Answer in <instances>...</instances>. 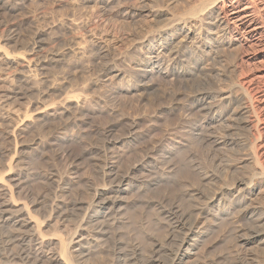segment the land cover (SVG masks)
<instances>
[{
	"label": "rangeland",
	"instance_id": "374dc122",
	"mask_svg": "<svg viewBox=\"0 0 264 264\" xmlns=\"http://www.w3.org/2000/svg\"><path fill=\"white\" fill-rule=\"evenodd\" d=\"M201 1L203 0H182L181 4H177L176 0H0V133L4 132L6 136L5 139L3 134H0V170L2 169L0 172H3L5 167L2 166H5L11 158L16 159L15 164L19 163L17 170L21 169L25 175L22 192L32 191L47 199L48 197L53 199L57 193V186L52 181L62 179L63 184H67L72 178L76 183L71 184L66 199L68 202L74 200L75 203L84 205L92 200L96 191L112 186L109 179L103 178L102 170L105 168V163L116 161L118 170L121 169L120 175L129 176L130 183L127 190L129 192L118 195L120 207L117 208L119 213L116 212L115 216L117 221L111 222V224L115 223L110 230H113L110 235L114 239L108 235L101 243V247L104 248L101 251L103 253L89 256L91 259L87 257L86 264L97 262L108 264L119 252L122 258L126 255L128 256L126 258L130 259L136 257L132 254V244L141 246L142 252L140 251L136 260L147 259L150 256L151 239L159 238L158 242L162 240L166 242L164 239L170 234L172 221L169 224L168 218L160 215L161 211L167 210L171 204L180 205L179 211L184 210L182 211L186 213L187 224L190 225L196 221V215L193 214L196 208L206 206L205 204L208 203L206 201L214 195L212 191L227 190V186L232 187L233 183L242 176H250L251 165H247L246 161L250 157L251 147H246L244 143L252 140V137L249 138L243 129L225 131L229 124H226V129L220 124H211L202 128L205 125L202 122L205 115L199 114V108L194 107L196 103L193 96L204 90L214 95L225 96L229 91L228 84L232 77L227 70L229 67L227 64H232L236 57L239 67L236 70L238 79L246 83L252 80L257 85L260 81L258 79L264 75V59L255 51L252 52L256 49L253 41L244 42L241 48L239 47V50L233 51L232 54L221 53L222 56L216 61L217 63L211 65L213 68L216 67L217 71L213 74L208 72L207 75L206 72L203 73L204 75H197V78L190 73L176 78L149 72L145 78L140 77L141 80L136 75L137 65L147 56L145 53L148 50L147 46L153 45L155 50L157 49L159 29L169 26L175 30L185 26L183 31H188L190 34L200 32L201 28L202 32H206L214 16L204 14L202 19H189L186 25H181L178 21ZM257 2L259 5L264 4V0ZM39 33L44 34L42 40H36ZM35 41L39 42L41 52L49 55L50 61L47 60L42 76L47 78L48 83L38 87L40 95L36 94L34 96L36 100H33L37 104L42 101L41 95L49 91L46 94V102L49 101L46 103L48 109L42 107V110L39 106L43 105V101L35 106L37 110L30 106L29 100L32 101L33 97L23 98L16 95V82L14 77L8 74L6 60L2 55L5 49L11 55H21L26 50L24 45ZM84 51L88 52L87 55ZM101 52L104 55H101ZM248 52L251 54L248 55ZM251 56L253 59L249 58ZM106 64L111 70L104 72L107 68ZM255 90L253 94L258 96V91ZM66 97L73 102L64 104ZM254 105L261 122L257 124L255 118H252L254 122L250 126L256 127L257 124L261 131L257 152L261 162L264 163V99H259ZM65 106L67 109L69 107L68 111ZM28 109L32 111L29 112ZM46 110L49 111L48 116H45V112H48ZM202 124L203 126L200 127ZM225 132L232 136H227ZM13 135H17L20 142L15 143V147H13L15 144L10 146L7 142V137ZM37 135L46 138L52 136L61 141L53 146L54 149L49 148V151L40 152L35 149L34 141L38 138ZM225 136L226 139L229 137L227 144H223L222 138ZM209 141L214 146L208 144ZM216 141L221 142L215 145ZM8 145L12 148L9 149ZM8 150L11 153H7L5 158L2 152ZM46 176L50 180L49 184ZM226 207L227 205L224 208L220 207L221 209L211 210L208 217L206 216L208 219L204 218L206 221L203 217L198 219V222L205 224L203 226L205 230L201 229L199 244L194 251L196 254L191 260L195 259L198 264H247V261L253 264L259 263L262 249L255 244L246 247L243 245L245 232L243 233L241 229L249 226L240 221L235 212L226 215ZM74 213L69 214L70 223L68 219L60 224H56L54 220L44 226L42 229L44 234H48L47 238H55L54 235L58 234V231L61 234L70 231V228L68 229V226L72 228L70 225H73L71 232H74L76 230L74 228H77L75 224L80 223L78 219L80 216L76 213L77 217H75ZM73 220H77V223ZM188 220L193 221L188 222ZM92 227L91 230H94L95 227ZM118 241L122 242L119 244ZM165 244L167 248L164 247V253L161 254L162 261L169 259L175 250V246L168 240ZM256 254V259L252 258ZM256 260L258 262H255Z\"/></svg>",
	"mask_w": 264,
	"mask_h": 264
},
{
	"label": "bare ground",
	"instance_id": "6f19581e",
	"mask_svg": "<svg viewBox=\"0 0 264 264\" xmlns=\"http://www.w3.org/2000/svg\"><path fill=\"white\" fill-rule=\"evenodd\" d=\"M176 3L181 4L182 0H176ZM204 14L214 16V20H213L212 24H210L208 26V28L206 29V32H202V30H201L202 28H201L200 32H198L196 34H194V33L190 34V32L188 33V31H183L185 26H184V28L183 27L182 28H176L175 30H172V27L169 28V26H164L163 28L159 29V31H158L159 43L157 45L158 47L155 50L153 45L147 46L148 50H147V52H145L147 54V56L142 58L140 63L137 65L138 66L137 71H136L137 77L140 78L143 76L145 78V76H147L149 74V72L156 73V74H158L160 76H164V77L173 76L176 78L177 77H184L186 74H190V73H191V75L196 76L197 78H198L199 74H203L206 72H207V75H208V72L213 74L217 71L215 69L216 67L213 68V67H211V65L213 63H215L218 59H220V57L222 56L221 53L226 54L229 52L232 54L233 51H238L239 47L242 46L243 43L246 41H253L255 44L254 47H256V49L253 47L255 50H253L252 52L255 51L258 54V56H260L261 58L264 59V4L259 5L257 0H203V1H201V3H198V5L193 6L188 12L185 13V15L183 17H180V19L178 21L180 22L179 24L186 25V23L189 22V19H192V18L193 19L194 18L195 19H200V18L202 19V15H204ZM186 15L189 17L185 18ZM7 27H6V29H7ZM6 29H4V30L6 31ZM2 33H4V31H2ZM43 36H44L43 33H39L36 36V40H42L41 38ZM10 39H11V37H10ZM156 43H157V41H156ZM188 43H190V44H188ZM251 45L253 46V44H251ZM24 46H26V48L23 47L26 50L24 49L25 52L23 51L24 52V53L22 52L23 54L20 53L21 55H16V56H14L13 54L11 55V53H9L8 50L6 51L5 48H4L5 50L3 51L4 53L2 54V55H4L3 56L5 58L4 60H6V66H7L6 69L8 71V74L13 76L14 80L16 82L15 93H16V95L22 96L23 98L24 97H26V98H32L33 97L32 101L29 100L30 106L33 109L35 108V106L40 105L42 103V101H43V103H42L43 105L39 106L40 109L42 110V107H44V108L46 107L48 109V106H46V103H48L49 101L46 102V100H47L46 94L49 91L46 94L44 93L43 95H41L42 96V101H40L41 103L38 102L36 104L34 102L36 100V99H34V96L36 94L40 95V92H39L40 88L38 89V87H40L41 85L45 86V84L47 85V83H48L47 78H43L42 76L44 74V70H45V66H46L45 64H46L47 60L49 61V55L47 56L41 52V50H40L41 46L39 45V42H37V41H35L34 43L29 42L28 44H25ZM141 51H143V50H141ZM75 52L77 53L76 50H75ZM84 53H85V51H84ZM84 53H82V54H84ZM86 53H88V52H86ZM249 53L250 52H248V55H249ZM17 54H19V52ZM89 54H91V53H89ZM101 55H104V53L101 52ZM17 56H19V57H17ZM253 56H251L249 58L253 59ZM234 59L236 60L237 57ZM234 59H232V60H234ZM235 60L232 62V64L231 63L227 64V65H229V67H227L228 68L227 70L230 72V74H232L231 75L232 77L229 80V84H228L229 85L228 93L225 94V96L224 95H214L213 93L207 92L203 89L204 92H202V91L197 92L193 96L194 102L196 103L194 107L199 108V114L202 113V116L205 115V117H203L205 120L203 119V121H202V122H204L205 125L203 126V124H202L200 127L203 126L202 128H205L207 126H210L211 124H218V125L220 124L221 126L223 125V127L225 126V129H226V126H227L226 124H229V126H227V130H225V131H228V130L231 131L235 128L240 129V130L243 129L244 133L249 138L252 137V140L250 139L249 142L244 143V145L246 147L247 146L251 147L250 157L246 161V162H248L247 165H249V164L251 165V171H249V172H251L250 176H248V177L242 176L241 179H238L236 182L233 183L232 187L229 186L231 188H229L227 186V188H226L227 190L220 191V192H217L218 191L217 190L216 191L217 193L215 191H212V192H214V195L212 197L210 196L211 199L209 201H206L208 198L205 200L206 202H208L207 204L204 203L206 205L205 207L203 206L202 208H199L200 207L199 206L198 208H196L195 213H193L194 211L193 212L191 211L193 214L196 215V221L194 222L193 220H191L193 222L190 225L187 224V216H185L186 213L184 214V212H183L184 211L182 209L183 207L181 208L183 210V211L181 210V212H183V213H181L179 211L180 205L176 206V205L171 204V206H169V208H167V210L165 209L164 211H161V209H160L161 212L158 211V212H160V215H162V216L164 215L166 218H168V220L167 219L166 220L169 221V224L172 221V224L170 227L171 228L170 234H168L169 236L165 237L166 239H164V240H166V242L168 240L169 243H172L175 246V250H173V252L171 253V256L169 255L170 256L169 259H167V258L165 259L166 261L161 260V257H162L161 254L164 253V247L166 245L165 244L166 242H163V240L161 238L160 239L162 241L160 240L161 242H158V240H159V238H158V240L151 239L152 242H151L150 248H149L150 249V256H148V258L145 257L147 259H145V260L141 259V261L136 260V257L139 256V253H140V251L142 252V250H140L141 246L139 247L137 245L132 244V251H133L132 254H134V256H136V257H133V258L131 257V259H130V258H126L127 255L126 256L124 255L125 257L122 258V256L120 255V252H119V254H116L115 252H113L114 254H116L115 259L114 260L112 259V261L110 263L108 262V264H128V263H131V264H198V262L195 259L191 260V258L196 254L194 251H195V248L197 247V245L199 244L198 243L199 238H200V235L202 234L201 229L203 230L205 228V227L203 228V226L205 224L204 223L201 224L200 222H198V219L203 217V220L206 221V219H208L207 217H208L211 210L219 209L220 207L224 208L225 205H227L226 215H230L229 213L232 214L233 212H235V213H237L238 219H240V221H242V222L247 223V225L249 226V228L241 229V230H243V233L245 232L243 245L246 247L248 245L255 244V246L257 245L260 249H262V251L259 254L260 260H258V258H257V260L259 261V263H257V264H260V262L262 264H264V163L261 162V160L259 158V153L257 152V143L261 141V131H260V129H258L257 124H259L261 121H260V117H259L258 112L255 109V105H254L255 102L259 101V99H261V98L264 99V75L261 76V78H259L260 76L258 77L259 78L258 80H260V81L257 82V85L255 84V81L253 82L252 80L248 81L249 83L240 81L237 77V71H236L237 68H239L237 65L238 59L236 60V62H235ZM0 62H1V60H0ZM109 70H111V67L109 65H107V68L104 70V72L109 71ZM1 71H5V70H1ZM192 79H194V78H192ZM225 79H227V78H225ZM140 80H141V78H140ZM172 80H173V78H172ZM251 82H253V83H251ZM255 89H257V91H258V94H259L258 96L253 94ZM255 92H256V90H255ZM63 93H65V92H63ZM73 98H75V97H73ZM63 102L65 104V102L70 103L73 101H72V99L67 98ZM44 104H45V106H44ZM77 105H78V103H77ZM60 106H62V105H60ZM35 109H37V108H35ZM40 109H39V111H40ZM66 109H67V107H66ZM68 109H69V107H68ZM68 109L66 111H68ZM70 109H72V108H70ZM28 111L31 112L32 110L30 111L28 109ZM46 111H48V110H46ZM45 113H46L45 116L49 115V111L45 112ZM26 114H29V113H26ZM30 115H31V113H30ZM198 116H200V115H198ZM60 117H62V116H60ZM73 118L74 117H72V119ZM252 118H255L254 121L257 122L256 127L253 125H252V127L250 126L251 123L254 122V121H252ZM45 120H46V118H45ZM46 122H48V121H46ZM133 127H135V126H133ZM253 127H254V129H253ZM48 128H50V127H48ZM24 129H26V128H24ZM252 130H254V132ZM46 131H47V129H46ZM48 131H50V130H48ZM78 132H79V130H78ZM234 132H236V131H234ZM237 133H239V132H237ZM0 134L1 135L3 134L4 138L6 137V136H4V134H5L4 132L0 133ZM229 134L227 135V133H226L227 136H229ZM49 135H50V133H49ZM227 136L222 138L223 144L229 143V141L227 139L230 136H232V134L226 139ZM170 137H171V135H170ZM209 137H211V135ZM204 138H205V136H204ZM230 139H233V138H230ZM7 140H8L7 142L9 143L10 146L12 144H15V143H18V144L20 143L18 141L17 135H13L12 137L8 136ZM33 141H34V139H33ZM59 141H61V139L55 138L52 136L47 137V138H46V136L45 137H39L38 136V138L34 141L35 146H36L35 149L40 151V152L41 151H47V150L49 151V148L51 149V148H53L54 145H58V143H60ZM207 141H208V138H207ZM234 141H235V139H234ZM109 143L112 144V142H109ZM210 143L211 142L209 141L208 144H210ZM214 143L216 145V143H218V142L216 141ZM5 144H6V142H5ZM211 144H213V143H211ZM15 146H16V144L13 147H15ZM108 146L106 149H108ZM212 146H214V144ZM11 148L12 147H10L9 149H11ZM223 148H225V147H223ZM9 151L10 150H8V152H2L4 157L7 153L8 154L11 153ZM14 152H15V149H14ZM65 152H67V151H65ZM55 154H57V153H55ZM12 156H14V155L12 154ZM17 156H18V153H17ZM14 157H16V155ZM5 158H7V157H5ZM108 159H109V157H108ZM119 159H121V158L119 157ZM15 160L16 159L13 160L11 158V160L8 161V163L5 164V166H2V167H5L3 169V172H0V264H86L87 257L90 258L89 256H92V255L94 256L96 253H97L96 255H98V253L101 252L102 249H104L101 247V243L113 231V230L112 231H110V230L115 223L114 224L112 223L113 224L112 225L111 222H114L116 220L115 216L117 215L116 212H118L117 208L120 207V201L117 200V198H119L118 195H121L123 192H129V191H127L129 188V183H130L129 182V176L120 175L119 171L121 169L118 170L117 162L115 161L112 163H109V162L105 163L104 164L105 168L102 165L104 170L101 169L102 171H104V177H103V175L101 177H103L104 179H109L110 180L109 182L111 183L112 186L111 187H104L101 191L94 190V191H96V193L93 196L92 200H90V202H88L87 204L84 205V204H80V203H75L74 200L72 201L74 203L68 202L67 201L68 199H66L67 196L69 195L68 192H69V189L71 188V184L76 183L72 178H70V180L68 179L69 181H67V184H63L62 179L60 181H58V180L52 181V183L57 186V193H56V196L53 197V199H50V197H48L49 199H47V197H43L41 194H38V193H35L32 191L23 193L22 192V185L25 182L24 181L25 175L23 174L21 169L17 170L18 169L17 167L19 166L17 164H19V163L15 164ZM117 161H118V159H117ZM157 161L158 160H156V162ZM21 163H23V162H21ZM127 169H128V167H127ZM143 177H144V174H143ZM58 178L60 179V177H58ZM145 178H146V176H145ZM209 178H211V177H209ZM99 179H101V178L99 177ZM46 180L48 181V184H49L50 180L47 178V176H46ZM56 181H58V182H56ZM107 182H108V180H107ZM211 183H212V181H211ZM131 187L132 186H130V188ZM219 189H221V188H219ZM28 190H30V188H28ZM182 192H184V191H182ZM207 196H209V195H207ZM203 197H204V195H203ZM183 198H185V197H183ZM163 208H165V207H163ZM120 209L122 210V208H120ZM154 209H153V212H154ZM235 209L238 211H236ZM71 212H75L74 214L77 213L80 216V218H78V219H80V223L75 224L77 226V228L75 227L74 229H76V230L74 232H71L73 225H70V226H72V228L68 226V229L70 228L69 229L70 231H66L67 234L62 233L63 234L62 235L61 233H59V231L58 232L56 231L58 233V234H56V232H54L56 234L54 236H56V237L48 239L47 238L48 234H44L42 228L48 224H51L52 221H54V220H55L54 222L56 224H60V223L65 222L66 219L69 218V214H71ZM185 212H187V210ZM77 214L75 217H77ZM188 216H192V215L189 214ZM213 216L215 217L214 214H213ZM233 216H234V214H233ZM165 217H163V218H165ZM205 217H206V219H204ZM119 218H121V217L119 216ZM69 219H68V222H69ZM190 219H192V218H190ZM73 221H75V220H73ZM191 221L188 220V222H191ZM161 222H162V220H161ZM64 224H66V223H64ZM50 226L51 225H49V227ZM92 226L95 227L94 230L93 229L91 230ZM57 227H56V229L59 230V228H57ZM241 228H243V226ZM68 229H66V230H68ZM54 231H55V229H54ZM68 232L72 233V234H69ZM117 232H118V230H117ZM204 233H205V231H204ZM59 234H60V236H57ZM113 234H114V232H113ZM206 234H207V232H206ZM51 235H49V236H51ZM117 235H115V236H117ZM243 236H244V234H243ZM111 237L113 238V236H111ZM149 238H151V237H149ZM152 238H154V237H152ZM241 240H242V238H241ZM113 242L116 243V241H113ZM120 242H122V241H120ZM120 242H119V244H120ZM148 242L150 243L149 240H148ZM17 248H18V250H17ZM165 248H167V247H165ZM123 249H125V248H123ZM256 249H258V248H256ZM147 252H148V250H147ZM249 252H251V251H249ZM101 253H103V252H101ZM261 253H262V255H261ZM250 255H252V253ZM255 256L257 257V254L254 255V257H252V258L256 259ZM105 258H106V256H105ZM111 258H114V257H111ZM111 258H110V260H111ZM246 258L248 260V257H246ZM110 260H108V261H110ZM257 260L255 262H258ZM92 261H94V260H92ZM252 261H254V260L252 259ZM250 262L251 261H249V262L247 261L246 263L250 264Z\"/></svg>",
	"mask_w": 264,
	"mask_h": 264
}]
</instances>
